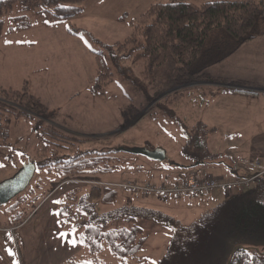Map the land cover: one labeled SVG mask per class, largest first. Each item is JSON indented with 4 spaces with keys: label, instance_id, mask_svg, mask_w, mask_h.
I'll use <instances>...</instances> for the list:
<instances>
[{
    "label": "trees",
    "instance_id": "1",
    "mask_svg": "<svg viewBox=\"0 0 264 264\" xmlns=\"http://www.w3.org/2000/svg\"><path fill=\"white\" fill-rule=\"evenodd\" d=\"M85 1L1 0L0 37L5 31L32 27L28 12L40 16L41 24L46 27L69 23L84 13ZM15 6L18 7L16 15L13 14ZM4 16L9 20L7 29ZM130 25L131 33L125 40L107 45V52H94L97 76L91 86L92 93L105 97L106 88L114 77L112 63L152 101L171 91L159 99L156 106L176 116L177 112L168 105L182 100L192 88L200 90L201 102L206 103L210 97L235 90L223 85H249L244 80L214 77L209 70L254 40L259 27L264 33V0H213L203 4H196L194 0H158ZM69 32L78 34L75 29ZM197 82L219 86L191 87ZM14 119L34 122L38 140L36 175L40 177L13 198L14 203L9 205L10 200L0 204L6 213H15L18 217L8 223L7 230L25 221L23 213L17 209L20 204L32 207L39 201L44 176L49 180L69 179L81 174L106 176L127 168L130 172L143 168L132 163L136 154L129 150L134 147H110L100 152L92 148L81 150L82 143L92 140L78 138L57 127L56 115L49 113L40 98L26 88L0 97L1 147L11 145L4 124ZM181 125L186 139L178 156H183L184 161L179 163L174 159L167 169L190 170L220 156L208 147V135L214 128L203 123L181 122ZM44 157H49V162L43 163ZM150 174L149 179L133 181L171 185L179 180L173 175H162V181H154V174ZM79 190L74 189L58 199L60 225L83 249L80 257L74 256L64 264H131L135 260L137 263L138 254L148 240L138 224L139 217L163 222L171 230L167 252L158 264H264V174L257 176L244 192L227 194L212 207L203 201L205 196H197L201 198V205L189 221L138 203V195H131L130 200L119 205L121 189L91 185L81 195Z\"/></svg>",
    "mask_w": 264,
    "mask_h": 264
},
{
    "label": "rangeland",
    "instance_id": "2",
    "mask_svg": "<svg viewBox=\"0 0 264 264\" xmlns=\"http://www.w3.org/2000/svg\"><path fill=\"white\" fill-rule=\"evenodd\" d=\"M157 1L86 0L84 13L81 16L69 23L49 29L41 24L40 16L34 12H28L27 15L33 23L32 27L15 30L12 33L5 31L0 37V97L10 91H22L23 88L30 92L33 89L36 90L34 92L48 104L49 113L61 114L57 122H54L57 127L63 128L64 125H68L79 134L78 138L92 140L82 143L81 150L88 151L92 148L100 152L110 147L126 146L149 149L162 147L167 152V159L163 162H168L164 165L161 164L163 162H155L142 155H136L132 158V163L143 165L141 170L130 172L127 168L122 172L106 176H89L88 174L77 176L86 180L83 183H76L72 180L65 182L67 178L49 180L44 176L42 178L45 179L44 189L39 192L40 199L33 206L39 204L49 194L59 199L74 189H80L79 194H84L89 190V186L95 185L91 181L118 184L130 180L149 179L150 173L154 174L152 180L162 181L160 179L162 175L165 177L172 176L169 173L174 174L171 169H167L170 167L169 162L174 159L179 163L184 161L183 156H178L186 139L181 122L188 125L202 123L203 111L198 109L200 90L192 88L185 93L186 96L182 100L168 105L177 112L175 116L158 108L155 100H150L147 94L137 89L133 82L111 63L114 77L106 88L105 97H98L91 92L97 72L94 52H107V45L125 40L131 33V21L147 11ZM209 1L213 0H194L196 4ZM17 12L18 7L15 6L13 14L16 15ZM4 19H6L5 29H7L9 20L7 17ZM259 28L260 31L256 33L254 40L244 44L238 52L222 63L212 66L209 70L211 75L214 77L230 76V78L248 81L249 85L245 87L249 86L248 88L252 89L264 87V33H261L262 28ZM70 29H75L78 35H71ZM41 69L46 76L45 80L48 81L45 84L39 82L40 71L37 70ZM202 85L207 84L197 82L191 87ZM242 105L238 103V110H243ZM249 109L255 110V104ZM199 111L200 113L197 114ZM233 111L234 108L231 112ZM135 121L137 122L130 126ZM4 125L9 136L8 143L11 145L9 147L0 146V182L17 174L27 158L25 154L31 156L33 161L37 160L35 154L38 140L33 127L34 122L14 119L5 122ZM209 135L207 139L209 149L225 156L222 157L225 159L232 145L229 143L230 135L227 134L226 126L219 127ZM240 137L245 141L246 135L243 134ZM65 153H60V155ZM242 153L244 154V151ZM49 159V157H44L42 162H49ZM236 161L237 164L245 165L248 162H254L255 157L236 158ZM256 171L260 172L262 168L255 167ZM36 174L32 184L37 177H40ZM187 174L189 173L183 175L177 173V176L180 175L182 179ZM68 178L79 180L75 176ZM121 192L119 205L126 203L131 196L125 191ZM217 193L219 197L213 200L219 202L225 193L222 191H217ZM197 196L189 197L193 199L188 202L190 209L178 202L148 200L149 197L140 196L137 202L165 212L176 219L189 221L199 208L197 205L201 199ZM15 200L9 202V205ZM130 203L133 202L130 201ZM30 208L32 207L29 204H20L17 209L23 213L25 219ZM43 214L44 209L34 214L30 223L40 220ZM17 218L15 213L8 214L5 208L0 206V264L17 263L20 247L15 240L16 234L21 237L25 233L29 240H35L40 235V229L31 230L30 223L17 232L4 229L7 228L8 223L15 222ZM137 221L143 227L148 240L138 254V262L136 263L135 260L131 264H158L167 252L172 235L171 230L165 223L152 219L139 217ZM74 252L75 256L80 257L83 253L82 246L76 243ZM85 259H88V256Z\"/></svg>",
    "mask_w": 264,
    "mask_h": 264
},
{
    "label": "crops",
    "instance_id": "3",
    "mask_svg": "<svg viewBox=\"0 0 264 264\" xmlns=\"http://www.w3.org/2000/svg\"><path fill=\"white\" fill-rule=\"evenodd\" d=\"M56 26H50V27L44 26V27L46 29H49L51 27H56ZM12 32H8V33H12ZM43 69L45 70V68ZM96 70H97V64H96ZM37 71H40L38 74L40 78L39 82H41L42 84L48 82L45 80L46 76H44L45 74L42 73V69ZM96 76H97V72H96ZM224 78L231 80H241L239 78L238 79L230 78V76H225ZM204 86L216 87L219 86V84L210 83ZM223 86L228 89L232 88L235 90L224 91L215 97H210L208 98L209 101L206 103H202L200 99V101H198V103L200 104L198 109L204 112V116L202 112V123L206 124L211 129L214 128V130L211 133H213L219 127H223L224 125L226 126L227 134L230 135L229 143L232 144L229 147L230 153L226 155L225 159L222 158L225 156L217 153L220 156L216 160H214L211 163L201 165L199 169L202 171L204 175L214 176V177L217 176V178L221 180L229 181L232 180L233 178L247 177L255 173H258L259 171L255 172V167H257L256 166L257 161L262 162L264 165V87L261 88L259 87V89L257 88L252 89V88H248L249 86L248 87H238L232 85H223ZM34 91L36 90L34 89L31 90V93L36 95L37 97H40ZM40 100L46 106L48 105L43 101L41 97ZM238 103L243 104L242 105L243 110L241 109L238 110ZM254 104H255V110L252 111L249 108L251 105ZM232 108H234L233 112H231ZM200 111L197 114H199ZM55 115L57 120V118H59L61 114L59 113ZM66 119H67V115L65 117V120ZM62 129L68 134L72 133L71 135L79 137L78 136L79 134L76 133L74 130H72L68 125H64ZM243 134L246 135L245 141H243V139L240 137V135ZM209 136L210 135H208V137ZM210 151L213 152L211 149ZM243 151L244 154L242 153ZM251 156L255 157L254 162L253 161L251 163L248 162L245 165L237 164L236 158L247 157L248 159ZM32 157L34 158V156ZM28 158L31 159V156H28L26 160H24V163L27 161ZM259 168L261 169L262 167ZM171 171L174 172V174L172 173L169 174L175 176L176 178L179 176V179H180V175L177 176V173L180 174L182 173L183 175L189 172L188 169H184V168L183 169L173 168L171 169ZM217 191H221V190H214L209 194H207L205 197H203V201H206L208 206L212 207L220 202L213 200L219 197ZM226 196L227 194H224L223 199ZM58 199L59 197H52L49 194L42 201H40L39 204L32 206L31 210L28 212V216L21 225H19L16 228H10L15 232H17L18 230H22L26 225H28L31 222L32 218L34 217V214L36 215L38 212H41V210L44 209V214L42 215L41 219L36 222H32L29 225L31 230L40 229V235L37 239L29 240L27 239V235L25 233L22 234L21 237H19L17 234L15 235V237L17 236L15 240L19 243V247H20V249H18L19 258L16 264H64L70 258L75 256L74 250L76 243L72 238H70L69 235L65 233L64 229L60 225V221L57 213ZM151 199L160 200L159 197L157 196H152L148 198V200ZM191 200L193 199L189 197H184L181 199H170L169 201H166V203L178 202V204L180 203L181 205H185L190 209L188 202ZM200 205L201 202L199 201L197 207H200Z\"/></svg>",
    "mask_w": 264,
    "mask_h": 264
},
{
    "label": "built area",
    "instance_id": "4",
    "mask_svg": "<svg viewBox=\"0 0 264 264\" xmlns=\"http://www.w3.org/2000/svg\"><path fill=\"white\" fill-rule=\"evenodd\" d=\"M256 166L263 167L261 173L254 176L242 179H233V180H220L213 176L203 175L201 170L193 169L189 174L180 179L179 181L171 184H155L151 182H137V181H128L118 184L114 183H104L98 181H91L95 185L110 187L114 186L117 189L127 192L130 195H138L141 197H151L157 196L161 201H168L170 199H179L186 196H195V195H206L214 190H222L227 194L230 193H242L247 188H249L253 180L264 173V165L262 162L257 161ZM76 183H83L86 180H72Z\"/></svg>",
    "mask_w": 264,
    "mask_h": 264
},
{
    "label": "water",
    "instance_id": "5",
    "mask_svg": "<svg viewBox=\"0 0 264 264\" xmlns=\"http://www.w3.org/2000/svg\"><path fill=\"white\" fill-rule=\"evenodd\" d=\"M173 90L175 89H172V91ZM170 92L171 91H168L163 96ZM163 96L158 97L154 102H157ZM136 122L137 121L133 122L130 126H133ZM129 151L136 155H142L155 162H163L167 159V152L162 147H156L154 149H149L147 147H134ZM36 171V163L28 158L16 175L0 182V204L9 202L25 191L32 182Z\"/></svg>",
    "mask_w": 264,
    "mask_h": 264
}]
</instances>
